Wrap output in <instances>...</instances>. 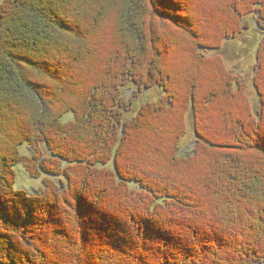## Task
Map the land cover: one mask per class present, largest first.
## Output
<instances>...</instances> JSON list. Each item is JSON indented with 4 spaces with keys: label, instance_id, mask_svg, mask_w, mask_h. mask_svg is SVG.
<instances>
[{
    "label": "trees",
    "instance_id": "trees-1",
    "mask_svg": "<svg viewBox=\"0 0 264 264\" xmlns=\"http://www.w3.org/2000/svg\"><path fill=\"white\" fill-rule=\"evenodd\" d=\"M99 1L86 30L68 12L85 18L82 6L91 0L0 4V121L5 106L11 112L7 122L17 113L16 123L1 126L7 139L0 141V264H261L264 115L256 119L241 110L245 89L232 79L216 83L225 94L219 102L218 88L203 80L210 78L209 66L225 76L217 60L203 59L202 50L236 38L255 14L264 21V0L246 1L218 45L187 42L190 59L173 68L175 76L164 69L145 28L159 15L192 29L180 15V0ZM231 1L235 9L243 3ZM111 13L118 33L106 55L109 38L97 31ZM91 39L96 47L88 49ZM258 62L264 69V45ZM69 72L75 82L67 103L66 91L56 92L45 81L58 84ZM130 84L141 90L162 86L171 106L148 103L127 120L133 112L125 97ZM41 105H50V117ZM190 112L198 140L194 153L184 155ZM69 115L74 119L66 122ZM20 127L25 133L10 151ZM25 146L33 156L23 154ZM20 165L33 179H44L41 194L17 189ZM134 182L145 192L132 190Z\"/></svg>",
    "mask_w": 264,
    "mask_h": 264
},
{
    "label": "rangeland",
    "instance_id": "rangeland-1",
    "mask_svg": "<svg viewBox=\"0 0 264 264\" xmlns=\"http://www.w3.org/2000/svg\"><path fill=\"white\" fill-rule=\"evenodd\" d=\"M5 1L7 0H0V4L4 3ZM246 1L248 2L249 0H243V3H241L239 9H235L233 8V6H231V2H232L231 0H180V3L177 5L183 7L185 6L184 11H186L185 13L183 11V13L180 15H182L184 19H190L189 23L193 24L192 29H190L189 26H186L188 28L187 29L188 31L186 29L184 30L180 27H177L176 25L170 22H167V20L165 19H162L161 21V18L158 15L156 22L147 25L145 31L147 32V34L151 35V37L155 41V45H153L154 51L156 50V52L157 51L160 52L161 61H163L167 65L166 67H164V69L175 76L174 74L175 71L173 68L176 67L177 65L180 64L182 65L186 59H190V57L188 56L189 49L187 48L186 43L191 40H194L196 44L202 43V44H211L214 46L218 45L217 43H219V41L222 38L220 33L222 32V30H224L225 26L230 22V17L235 18L237 16V12L242 11L245 5L247 4ZM87 4H85L84 7L82 6V9L85 12H87L84 15L85 18L83 17L79 18L74 10L68 12V15H70L69 19L76 24L81 23L85 30L87 29L88 26V24L86 25V21L89 22V20L91 19V15H92L91 9L97 8V6L101 4V2L99 0H91V4H89V6H87ZM145 4L147 5V3ZM105 9H108V6L107 8L105 7ZM79 10L82 11L81 9ZM226 10L228 12H226ZM104 11L107 14L109 13V10H104ZM106 15H105L106 18L102 20L101 22L102 25L100 27L101 31L105 34H103L100 31V29H98L97 35L101 36L103 40L109 38V42L105 44L106 46L105 47L103 46L104 48L102 47L103 48L102 53H106V55H111V51L113 50V48L111 47L112 43H110V38L112 39V36L115 37L118 31L115 30L116 23L114 22L115 17H113L115 15L113 13L107 16ZM242 26H243V31L240 34H238L236 38H231L229 40H226L220 46H216L217 47L216 49L202 50V54L204 55L203 59H208L209 61L217 60L216 63L220 64V67L222 68V72L224 73L225 76V77L221 76L220 72L219 71L217 72L215 66H209V68L206 69L205 74L207 76L209 75L210 78L204 79L203 81L206 80L207 84L215 85L217 87L216 83L218 84V82L221 83L227 80L230 82V80L232 79L231 82L234 83L235 85L237 84H239V86L242 85V88L245 89V99H244L245 101L243 102V105H240V108L241 110L247 108L248 112H250L252 116L257 119V118H261L264 115V100L261 96L259 89H257L255 86V80L259 79L258 77L261 75L260 83L262 85L261 87L262 91L264 92V69L261 70V66L259 65L258 62L259 50L260 48H262V45H264V21L260 18L259 14H255L249 17L248 22L243 23ZM192 32L196 33L195 37L197 39L193 36ZM88 45H89L87 47L88 49L96 47L95 44H93V39H91ZM84 50L87 51L86 48ZM197 70L199 71V69ZM191 71H193V68L191 69ZM203 71L205 70H202V73L204 74ZM68 75L69 76H67V78H65L62 82H59L58 84L48 80L45 81L49 85L54 86L56 92H59V89L65 90L66 91L65 93L67 94L64 95L63 98L65 101L67 100L66 101L67 103L71 101L68 100L67 96L69 95V93L73 92L71 86L73 82H75L74 72L71 73L69 72ZM82 75H84V72L82 73ZM64 86L67 88H64ZM217 88L218 91H220L219 94L221 96L219 102H222L224 101L225 94L223 93V90L219 89L220 87ZM225 89H227V87H225ZM240 90L241 89H239L238 91ZM125 95L127 102L129 104L133 103V110H132L133 112L131 111L132 113L131 114L129 113L127 115L126 118L127 120L135 116L148 103H152V102L159 103L158 106H164L167 103V105L169 106L170 103L167 102L168 99L169 102L172 101L171 98H169L165 94V91L160 85L152 89L144 88L143 90H141L138 86L134 84H130L125 88ZM46 102L51 103L53 101L51 100V98H46ZM234 102L237 103V101ZM177 104L179 103L177 102ZM218 105L220 104L218 103ZM218 105H215V108ZM41 107L45 108L44 111L48 112L47 115L50 117V115L52 114L50 105L47 106L41 105ZM2 110L5 112V116L0 121V141L6 142L7 137L3 133V129H1V126L2 127L7 126L5 128H8V126H10L11 123L12 124L16 123L17 119L15 118V114L17 113L16 111L13 110L14 114L11 116L10 122H7L6 117L7 115H11V112H9L7 106L3 107ZM27 112L28 114L33 113V108L32 107L29 108ZM2 114L4 113L2 112ZM73 119H74L73 116L69 115L68 117L65 118V121L69 122L72 121ZM187 123H188V134L186 138L182 141V147H181V152L184 155L194 153V150L197 147V140H198V136L196 134V121L193 113L191 112L188 115ZM163 126H164V121H163ZM24 133L25 132L22 130V127H20L17 136L15 135L16 137H12L11 142H9L8 144V149L10 151L13 150L16 144V140L19 137H21L20 135H23ZM138 133L139 132H135V136L138 135ZM216 135L218 134H215L213 138L215 142L219 140L217 138L218 136L216 137ZM224 135H225L224 136L225 139L227 140L228 138L226 137L227 136L229 137L228 132H224ZM136 140L137 138H135L134 142L132 140L131 145L133 144V146H135L137 142ZM10 151L8 152L12 154ZM2 153L3 152H1V155ZM23 154L31 157L34 155V152L29 146H25L23 148ZM108 167L112 169L114 167L113 162L110 163ZM16 171L18 175L17 177L18 181L16 185L17 189L26 190L31 195H38L43 192L44 189L43 178L39 180L33 179L26 170V168L22 165L18 166L16 168ZM131 187L132 190L134 191L145 192L144 189H141L139 183L137 182L132 183ZM164 205L165 203H163V206ZM259 217L260 216H258V218ZM255 222L257 223V221ZM236 238H237L236 235L231 237L229 243L232 244L233 242H237ZM238 255L240 257L244 256L242 252L236 254L235 256L238 258L239 257ZM214 261L215 259L213 261H211L210 259L208 260V262H210L209 264H213ZM216 261L218 262V259H216ZM197 264H203V261L201 260ZM226 264H229V262ZM261 264H264V261Z\"/></svg>",
    "mask_w": 264,
    "mask_h": 264
},
{
    "label": "bare ground",
    "instance_id": "bare-ground-1",
    "mask_svg": "<svg viewBox=\"0 0 264 264\" xmlns=\"http://www.w3.org/2000/svg\"><path fill=\"white\" fill-rule=\"evenodd\" d=\"M240 255V254H239Z\"/></svg>",
    "mask_w": 264,
    "mask_h": 264
}]
</instances>
